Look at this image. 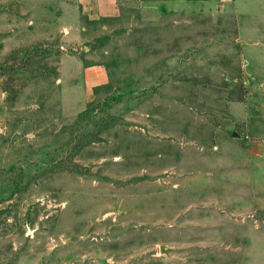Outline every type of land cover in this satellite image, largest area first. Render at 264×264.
Wrapping results in <instances>:
<instances>
[{"label":"rangeland","instance_id":"1","mask_svg":"<svg viewBox=\"0 0 264 264\" xmlns=\"http://www.w3.org/2000/svg\"><path fill=\"white\" fill-rule=\"evenodd\" d=\"M160 1L0 0V264H264V0Z\"/></svg>","mask_w":264,"mask_h":264},{"label":"crops","instance_id":"2","mask_svg":"<svg viewBox=\"0 0 264 264\" xmlns=\"http://www.w3.org/2000/svg\"><path fill=\"white\" fill-rule=\"evenodd\" d=\"M90 2H92V6L90 5ZM238 2V0H162L160 2H155L156 8L160 12H202V11H210L211 9H216L220 6H225L227 4ZM88 5V9L97 17H114L117 13L116 8V0H85L84 6ZM84 74L87 77V86L90 88L98 85L102 82L103 76H104V69L100 65H93L88 66L84 68ZM259 152V153H258ZM261 152L257 149L254 150L252 155L259 156ZM194 178V177H193ZM206 178L204 177V180ZM208 180V179H207ZM205 180V181H207ZM209 205L204 206L203 211L204 214H207L211 212V209H216L218 211L214 212H225L223 205H221L222 200L220 199H214L211 196L207 200ZM231 206H225V208H230L232 206H235L234 204H231ZM216 205V207H215ZM215 208H214V207ZM194 208V207H193ZM208 210V211H207ZM195 213H200L199 210L193 209ZM234 212V211H232ZM236 213V212H234ZM229 217L232 216L233 218L237 219L238 217L234 216L231 212L228 213ZM225 215L226 212H225ZM228 216V215H227ZM231 218V217H230ZM242 221V220H241ZM237 222V221H235ZM240 222V221H239ZM198 224V223H197ZM199 225V224H198ZM200 225L210 226L213 225V222L206 219V221L201 222ZM173 228V226H172ZM167 246L166 244H160V246Z\"/></svg>","mask_w":264,"mask_h":264},{"label":"water","instance_id":"3","mask_svg":"<svg viewBox=\"0 0 264 264\" xmlns=\"http://www.w3.org/2000/svg\"><path fill=\"white\" fill-rule=\"evenodd\" d=\"M232 138H233V139H240L241 136H240L239 134H237L236 132H233V133H232ZM28 232H29V233H32V231L29 230V229H28ZM170 251H173V250L170 249V248H168L167 246L162 245V246L159 247V252H160V254L168 255Z\"/></svg>","mask_w":264,"mask_h":264}]
</instances>
